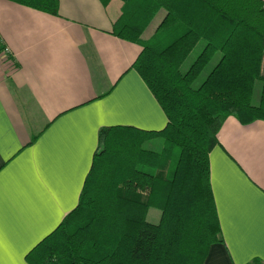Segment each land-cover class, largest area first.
<instances>
[{
    "label": "trees",
    "instance_id": "16d2710c",
    "mask_svg": "<svg viewBox=\"0 0 264 264\" xmlns=\"http://www.w3.org/2000/svg\"><path fill=\"white\" fill-rule=\"evenodd\" d=\"M14 1L58 16V0ZM119 1L112 34L141 48L131 68L166 125L101 128L77 205L29 251L27 264H204L210 246L222 243L208 158L226 118L264 121V1ZM149 209L159 212L157 223L146 219Z\"/></svg>",
    "mask_w": 264,
    "mask_h": 264
},
{
    "label": "crops",
    "instance_id": "0c3cea01",
    "mask_svg": "<svg viewBox=\"0 0 264 264\" xmlns=\"http://www.w3.org/2000/svg\"><path fill=\"white\" fill-rule=\"evenodd\" d=\"M58 3L51 16L0 0V264H27L75 208L101 128L166 125L131 68L141 48L112 34L121 2ZM217 140L208 159L222 243L204 264L264 263V121L228 117Z\"/></svg>",
    "mask_w": 264,
    "mask_h": 264
},
{
    "label": "rangeland",
    "instance_id": "374dc122",
    "mask_svg": "<svg viewBox=\"0 0 264 264\" xmlns=\"http://www.w3.org/2000/svg\"><path fill=\"white\" fill-rule=\"evenodd\" d=\"M151 29H150V31H151ZM204 44L205 43L203 41H201L197 44V46L189 54V56L185 60L184 64L182 65V67H181L182 71H185L187 69V67L197 58V55L199 54L200 50L203 48ZM217 58H218V55L215 56V58H213L210 61V63L207 65V67L203 70V72L200 74V76L196 79V82H195L196 85H199L203 81V79L205 78L208 71L211 70V68L213 67V65L217 61ZM146 219L151 223H157L159 220V212L154 210V209H149L147 216H146Z\"/></svg>",
    "mask_w": 264,
    "mask_h": 264
},
{
    "label": "built area",
    "instance_id": "2783aa9c",
    "mask_svg": "<svg viewBox=\"0 0 264 264\" xmlns=\"http://www.w3.org/2000/svg\"><path fill=\"white\" fill-rule=\"evenodd\" d=\"M4 52H5V53L8 52V49L5 48V49H4Z\"/></svg>",
    "mask_w": 264,
    "mask_h": 264
}]
</instances>
